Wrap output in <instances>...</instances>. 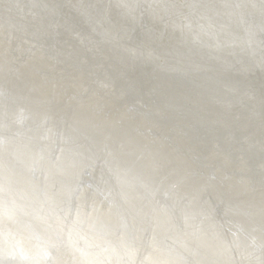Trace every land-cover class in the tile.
I'll return each instance as SVG.
<instances>
[{"label":"clouds","instance_id":"obj_1","mask_svg":"<svg viewBox=\"0 0 264 264\" xmlns=\"http://www.w3.org/2000/svg\"><path fill=\"white\" fill-rule=\"evenodd\" d=\"M33 7L54 32H84L61 23V4ZM81 8L92 28L82 40L94 49L173 73L229 108L230 97L264 131V0ZM13 9L0 0V29ZM193 18L205 25L189 40ZM177 30L183 39L174 42ZM125 97L96 72L0 77V264H264V159L245 168L234 142L205 153L161 139ZM258 147L264 157V135ZM101 231L107 249L82 251L80 239Z\"/></svg>","mask_w":264,"mask_h":264},{"label":"bare ground","instance_id":"obj_2","mask_svg":"<svg viewBox=\"0 0 264 264\" xmlns=\"http://www.w3.org/2000/svg\"><path fill=\"white\" fill-rule=\"evenodd\" d=\"M31 1L14 0L12 21L4 23L0 29V77L5 73L31 75L46 72L69 77L86 76L89 72L107 74L126 92L127 103L135 105L140 113L147 114L153 131L161 139L167 136L178 145L205 153L214 144L222 146L225 142H234L232 147L241 156L242 166L259 168L264 157L258 145L264 131L258 120L248 119L243 104L229 97L232 101L229 108L227 101L208 99L189 81L173 73L154 71L148 65L121 64L114 54L94 49L87 39L82 40L92 28L83 23L85 17L82 16L81 8V4L94 3V0H39L42 3L63 5L57 9L61 23L78 22L84 28L81 36L75 39V34L70 35L63 29L52 31L48 27L47 14L36 7L33 11ZM37 12L40 14L33 15ZM118 12V9L113 8L108 13L106 23L115 19ZM185 24L190 29L188 39L193 40L205 22L193 18L185 21ZM28 27H33L37 32L32 33ZM170 38L174 42L183 39L180 30L171 33ZM74 54L80 57L74 58ZM53 57L56 59L53 60ZM73 59L78 60L79 65H74ZM89 62L93 64L90 66ZM249 144L257 147L246 151ZM110 242L111 237L103 231L79 241L83 246L82 251L93 248L105 250L104 243Z\"/></svg>","mask_w":264,"mask_h":264},{"label":"water","instance_id":"obj_3","mask_svg":"<svg viewBox=\"0 0 264 264\" xmlns=\"http://www.w3.org/2000/svg\"><path fill=\"white\" fill-rule=\"evenodd\" d=\"M36 3V4H43L41 1H39V0H32L31 1V3ZM35 10V7H33V11ZM28 29L32 32V33H34V32H37V31H35L34 30V28L33 27H28ZM72 56H75L74 58H76L77 56H79V55H72ZM80 57V56H79ZM78 58V57H77ZM74 60V59H73ZM74 65H79V62H78V60H74V63H73ZM83 64V63H82ZM93 63L92 62H89V64L88 65H92ZM85 67H87V68H89L88 66H87V64H83ZM80 69H82V67L80 66ZM86 70H89V69H86ZM162 121H164V122H166L165 120H162ZM197 138H199L198 136H196ZM204 137H206V135H204ZM218 141V140H217ZM108 245H109V243H104V245H103V247L105 248V249H107V247H108Z\"/></svg>","mask_w":264,"mask_h":264},{"label":"snow or ice","instance_id":"obj_4","mask_svg":"<svg viewBox=\"0 0 264 264\" xmlns=\"http://www.w3.org/2000/svg\"><path fill=\"white\" fill-rule=\"evenodd\" d=\"M185 27H188V26H185ZM262 87H264V86H262ZM163 211V210H162Z\"/></svg>","mask_w":264,"mask_h":264}]
</instances>
